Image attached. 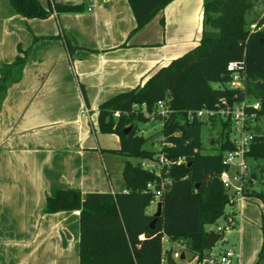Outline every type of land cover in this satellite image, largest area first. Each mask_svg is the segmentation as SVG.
I'll use <instances>...</instances> for the list:
<instances>
[{"label":"crops","instance_id":"crops-1","mask_svg":"<svg viewBox=\"0 0 264 264\" xmlns=\"http://www.w3.org/2000/svg\"><path fill=\"white\" fill-rule=\"evenodd\" d=\"M39 2L86 10L25 19L0 0V65L14 60L18 46L29 49L0 108V264H79V212L45 214L46 199L61 189L125 191L126 159L112 158L119 138L100 133L98 107L199 44L204 0L172 1L131 37L136 21L128 0ZM241 216L225 245L239 255L235 264H251L239 254ZM163 244V264L169 250L184 255L175 264H217L209 257L199 262L181 244Z\"/></svg>","mask_w":264,"mask_h":264},{"label":"trees","instance_id":"trees-1","mask_svg":"<svg viewBox=\"0 0 264 264\" xmlns=\"http://www.w3.org/2000/svg\"><path fill=\"white\" fill-rule=\"evenodd\" d=\"M174 0H128L136 27L129 37ZM258 0H204L203 32L199 44L168 65L158 69L143 85L115 95L98 107V128L102 134L118 136L120 147L110 152L124 157L122 169L125 192L88 193L57 190L46 199L44 213L79 212V264H163V240L181 244L200 262L209 257L207 228L225 222L236 211L218 176L225 169V152L233 149L230 124L218 119L209 123L187 121V113L212 109L222 99L249 97L260 104L257 118L264 117V29L250 31L247 16ZM14 12L25 19H46L53 12L85 11L80 5H49L39 0H9ZM264 23V17L257 21ZM66 48H73L65 40ZM125 46V44L123 45ZM18 55L0 65V108L8 89L22 76L29 49L18 46ZM244 65L243 94L225 85L226 66ZM217 84L219 88L212 85ZM168 104L171 113L162 128L158 152L144 149L147 139L139 125L158 102ZM119 112L115 118L114 113ZM208 125L214 136L207 141L202 128ZM132 127L128 134L124 130ZM160 154L171 162L159 175L141 166L156 163ZM133 160V162H132ZM250 165L244 195L264 202V135L254 138L247 154ZM251 162L256 164L251 166ZM152 187L148 188L147 184ZM259 188V190H257ZM160 193L161 215L153 227L150 211L154 194ZM227 207L230 208L227 211ZM143 239L140 240L139 237ZM264 257V250L260 258Z\"/></svg>","mask_w":264,"mask_h":264},{"label":"built area","instance_id":"built-area-1","mask_svg":"<svg viewBox=\"0 0 264 264\" xmlns=\"http://www.w3.org/2000/svg\"><path fill=\"white\" fill-rule=\"evenodd\" d=\"M90 10V7L88 8ZM226 71L229 75L228 82L225 85L230 90L241 94L245 91V73L244 65L241 61L228 63ZM142 110L146 115L154 120L157 118L161 121V128L171 113L169 106L165 102H158L150 111L146 112L145 105H142ZM260 110V104L256 100L249 97H243L238 100L237 95L232 100L222 99L212 109H200L187 113V121H200L209 123L212 119H218L223 122L228 121L230 124V142L233 144L231 151L225 152L223 155L222 164L225 169L218 176L219 181L230 196V207L234 208L246 200L244 195L245 183L250 176V165L247 161V154L250 151V146L255 137L264 135V117L257 118V111ZM115 118L119 117V112H115ZM171 164L163 154H160L156 163L142 162L141 166L155 174L160 173L164 166ZM148 188L152 187L151 183L147 184ZM125 192V191H124ZM160 193L154 194V199L151 205L155 206L159 202ZM236 210V209H235ZM234 217L228 216L225 222L218 223L212 231L218 236L219 244L227 243V234L233 229ZM143 239L142 236L139 237ZM214 244V246H215ZM173 259H179L180 253H172ZM209 258L217 264H235L239 255L231 248H223L219 254L210 253Z\"/></svg>","mask_w":264,"mask_h":264},{"label":"rangeland","instance_id":"rangeland-1","mask_svg":"<svg viewBox=\"0 0 264 264\" xmlns=\"http://www.w3.org/2000/svg\"><path fill=\"white\" fill-rule=\"evenodd\" d=\"M264 17V0H258L252 9L251 13L248 14L247 20L249 22L250 31H256L258 29H264V23L257 25V21ZM214 88H219V85L213 84ZM264 125V122H263ZM139 133L147 139L144 149L152 152H158L160 148V142L162 140L161 135V121L155 118L154 120L149 119L147 122L139 125ZM264 130V129H263ZM214 136L208 125H204L202 128V138L206 146L207 152H211L208 148L207 141ZM114 160H119L122 162L124 157L116 156L112 157ZM133 162V160H132ZM255 162H251V166L255 165ZM259 190V188H257ZM236 209V219H240L242 215V210L245 212L241 216L243 221H245L243 234H242V250L240 251V258H244L246 262L251 264H264V257L260 258V252L264 250V203L261 200L249 199L243 200L241 204L235 207ZM230 208L227 207V211ZM248 215H247V211ZM245 219V220H244ZM248 220V221H247ZM242 221V220H241ZM240 222V220H239ZM236 228V227H235ZM233 228L230 232L235 230ZM214 230V226L208 227L207 230ZM239 227L237 226V230ZM238 232V231H237ZM227 234V236L229 235ZM166 246L163 244V249ZM223 248H226L224 244H215L212 247V253L219 254ZM72 260L68 261L66 264H72Z\"/></svg>","mask_w":264,"mask_h":264},{"label":"water","instance_id":"water-1","mask_svg":"<svg viewBox=\"0 0 264 264\" xmlns=\"http://www.w3.org/2000/svg\"><path fill=\"white\" fill-rule=\"evenodd\" d=\"M131 129H132L131 126L128 127V128H126V129L124 130V134H128V133L130 132ZM160 215H161V203L158 202L157 205H156V210H155V212H154V214H153V216H154V220H153V222L151 223V227L154 226L156 220L160 217ZM207 239H208L209 247L212 248V247L214 246L215 242L217 241L218 236H217L215 233L210 232V233L208 234ZM172 253H173L172 250H169V251L167 252L166 260H165V264H175V261H174V259H173V257H172ZM180 259H181V260L184 259V255H181V256H180Z\"/></svg>","mask_w":264,"mask_h":264}]
</instances>
